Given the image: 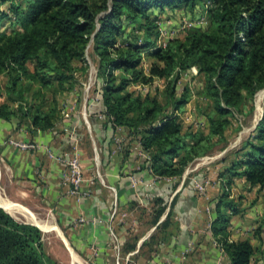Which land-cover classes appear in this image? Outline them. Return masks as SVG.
I'll use <instances>...</instances> for the list:
<instances>
[{"label":"trees","instance_id":"obj_1","mask_svg":"<svg viewBox=\"0 0 264 264\" xmlns=\"http://www.w3.org/2000/svg\"><path fill=\"white\" fill-rule=\"evenodd\" d=\"M177 9L204 11L208 29L187 28L158 47L159 16ZM89 48L103 130L128 128L148 156L143 168L180 179L195 160L228 148L233 115L264 91V0H0V119L31 132L53 129L62 119L60 98L87 81ZM192 69L204 79L196 117L205 124L198 127L184 124L181 114L192 96L188 87L178 89ZM155 80L165 82L163 100L129 90ZM221 162L227 163L218 175L221 194L209 205L213 236L229 264H264V219L255 233L258 247L233 242L229 233L231 216L243 213L244 197L232 193L235 180L264 190V113L254 135ZM154 204L147 223L155 227L166 206L162 199ZM172 217L170 211L157 227L163 240L169 227L175 229ZM43 238L37 227L0 208V264H58Z\"/></svg>","mask_w":264,"mask_h":264},{"label":"crops","instance_id":"obj_2","mask_svg":"<svg viewBox=\"0 0 264 264\" xmlns=\"http://www.w3.org/2000/svg\"><path fill=\"white\" fill-rule=\"evenodd\" d=\"M2 9L7 10L8 5ZM196 12L166 10L160 14L158 24L175 32L190 20V13ZM150 65L146 58L143 68L147 73ZM155 84L165 82L155 80L152 85ZM152 85H135L129 90L136 95H151ZM94 89L89 105V98L82 91L80 112L76 93H70L67 115L49 131L31 132L28 125L0 119V208L43 234L56 233L72 264H229L210 229L215 213L207 211L221 194L218 175L227 163L202 168L196 175H191V169L186 170L180 179L156 177L143 168L148 156L140 150L131 130L120 127L114 134L103 130L105 120L97 115L100 105ZM187 111L181 115L185 122L190 120L195 127L205 124L187 117ZM74 137L79 139L76 146ZM12 140L39 148L20 150L10 144ZM75 150L85 183L82 193L73 195L72 186L63 178V158L73 156ZM195 179L211 180L207 197L196 194ZM232 193L244 199L243 213L230 218V239L249 241L258 247L255 233L264 219V190H249L243 179H237ZM156 199L163 200L166 210L154 227L147 222L157 210ZM8 206L14 209L15 216L7 211ZM142 210L146 213L142 214ZM170 211L175 229L169 227L163 240L157 227ZM155 236L160 239L155 240ZM137 237L139 241L134 243Z\"/></svg>","mask_w":264,"mask_h":264},{"label":"rangeland","instance_id":"obj_3","mask_svg":"<svg viewBox=\"0 0 264 264\" xmlns=\"http://www.w3.org/2000/svg\"><path fill=\"white\" fill-rule=\"evenodd\" d=\"M201 14L202 13H200V15H199L198 11L196 12V14L190 13V16H191L190 20L191 21L190 20L189 21L194 23L193 26L190 27V29H193V28L201 29V30H207L208 29L209 22L206 19L207 23L205 25L202 24L203 20H201L202 19ZM179 17L180 16H177V18H179ZM196 17H197V19H196ZM182 21L183 20H182V16H181V22ZM87 60H88L90 69H89L87 81L85 83L86 88L88 86H90L91 75H93V77H95V75H96L93 67L90 66V65H93L95 67L93 59L91 57V49L90 48H89V51L87 53ZM144 66H146V64ZM95 69H96V67H95ZM203 86H204L203 76H200L198 74L196 75L191 70H190V72H187L183 75V77L179 83V86H178V89L180 92L182 90H184L185 87H188L191 91L192 97L190 100V104L185 109H188L187 117L190 116V118L192 117V119L195 121L196 120H199V121L202 120V118L196 117V113H197L198 104L199 105L202 104V99L199 96H197V93L203 88ZM151 87H152V90H150L149 93L152 96L156 95L159 97V99L163 100V94L162 93L164 91L165 84H160V85L155 84V85H152ZM93 88L94 87H92L91 90L89 91V95H90L91 91L93 90ZM84 90H85V87L84 86L80 87V83L78 82V85L76 86V89L74 91L77 95V98H78V100L76 101L77 112H80L82 110V106H83V99H82L83 98L82 97L83 92L82 91H84ZM263 94H264V91L259 92L255 96L253 103L250 104L247 108H245V110H243L242 113L239 114V113L235 112V115H233L232 120H231L232 123H231L230 127L228 128V132H227V136L229 139L228 140L229 145H228L227 149L229 151H226V150L225 151H217L210 156L202 157V158L195 160L187 168V170L191 169L193 171L191 175L198 174L202 168H206V167L208 168V167H211L213 165L220 163L227 156L228 153L239 149V147L241 146L243 141L247 140L248 138H250L251 136L254 135L255 126H256L257 122L260 121V119L262 118L263 113H264ZM79 95L81 97H79ZM68 97H69V95H66V96L64 95L63 97L60 98V109H61L62 119L65 118V116L67 115V112H64V111L67 109ZM251 107L253 108V112L250 111ZM75 112L76 111H71L70 113H75ZM258 113H260V114H258ZM184 124L186 126H192V123L190 122V120L184 122ZM203 125H204V123H203ZM86 129H87V127H86ZM223 152H224V154L220 157V154ZM214 157H219V158L216 159L212 163L206 164V165L201 166V167L199 166V168H196L197 165L201 163L200 161H202V160L206 161V160H209L206 158H214ZM57 236L58 235L56 233H51V234H45L44 233L43 244H44V249H45L46 254L50 258L55 260L58 264H72L70 256L67 254V252L64 249V247L62 246L61 242L58 241Z\"/></svg>","mask_w":264,"mask_h":264},{"label":"built area","instance_id":"obj_4","mask_svg":"<svg viewBox=\"0 0 264 264\" xmlns=\"http://www.w3.org/2000/svg\"><path fill=\"white\" fill-rule=\"evenodd\" d=\"M197 11L202 13L201 14V17H202L201 20H203L202 24L205 25L207 23L206 13L204 11H201V10H197ZM193 24L194 23L190 22V21L185 22L184 25L175 32H170V31H167V30L161 28L160 29L161 35H160V39L158 42V47L165 48L167 46V43L170 40L175 39V38H179L181 35V32L187 28H190L191 26H193ZM90 66L93 67L96 75H95V77H93V75H91L90 86H88L86 88L85 84L83 85L85 87L84 95H86V99L89 98V91L91 90V88L92 87L95 88L96 78H97V70L95 69V67L93 65H90ZM191 71L196 75L198 74L196 69H192ZM86 105L87 104L85 103V108H86ZM64 112H66V111H64ZM99 117H100V119H103L102 115H99ZM74 142H75V146H76V144L79 143L78 137H74ZM10 144L12 146H15L18 149L24 150V151L35 150V149L39 148V146L36 144L20 143V142L14 141V140L10 141ZM223 154H224V152L220 154V157ZM218 158L219 157L206 158V159H209V162L207 164L214 162ZM63 160H64L65 167H66L65 172L63 174V178H64L65 183L72 186L73 189H72L71 193L73 195L81 194L82 193L81 188H82V185L85 183V177H84V172H83V168L81 165V161H80V157L78 155V152L75 150V153L73 154V156L66 155L65 158H63ZM196 168H199V167L197 166ZM218 184L220 186L219 181H218ZM193 185H194V189L196 191V194L199 197H207V191H208V188L211 186V180L210 179H203V180L195 179V180H193ZM207 211H208V213L211 212L210 206L207 208ZM81 222H83V220H81ZM210 229H211V225H210ZM222 253H224V252L222 251Z\"/></svg>","mask_w":264,"mask_h":264},{"label":"bare ground","instance_id":"obj_5","mask_svg":"<svg viewBox=\"0 0 264 264\" xmlns=\"http://www.w3.org/2000/svg\"><path fill=\"white\" fill-rule=\"evenodd\" d=\"M258 114H260V113H258ZM201 163L200 164H198V167L199 166H202V165H206L208 162H209V160H202V161H200ZM7 209V211L9 212V213H11L13 216H15V211H14V209H12L11 207H7L6 208ZM33 221V220H32Z\"/></svg>","mask_w":264,"mask_h":264},{"label":"water","instance_id":"obj_6","mask_svg":"<svg viewBox=\"0 0 264 264\" xmlns=\"http://www.w3.org/2000/svg\"><path fill=\"white\" fill-rule=\"evenodd\" d=\"M263 98H264V94H263ZM262 117H263V116H262ZM260 120H261V119H260ZM258 123H259V122H257L256 126L258 125ZM256 126H255V128H256Z\"/></svg>","mask_w":264,"mask_h":264}]
</instances>
